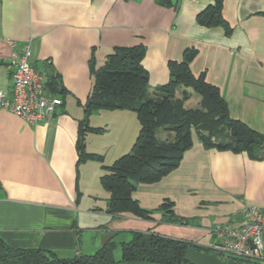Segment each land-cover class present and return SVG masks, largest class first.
<instances>
[{
    "label": "crops",
    "instance_id": "crops-1",
    "mask_svg": "<svg viewBox=\"0 0 264 264\" xmlns=\"http://www.w3.org/2000/svg\"><path fill=\"white\" fill-rule=\"evenodd\" d=\"M171 2L0 0V91L10 90L14 55L26 44L44 83L56 75L63 89L57 94L61 105L46 122L31 125L0 107V238L6 244L73 257L92 254L111 239L119 260L121 243L135 232L209 247L216 225L239 219L247 205L264 209V157L207 149L194 135L177 168L132 192L145 209L170 200L174 215L189 219L187 224L161 221L159 214L143 219L106 213L101 163L78 162L79 120L93 81L89 60L93 56L98 65L119 46L144 45L151 89L168 81L169 61L195 47L191 72L203 71L206 81L218 87L230 117L264 133V0H223L229 36L222 27L196 21L212 0ZM102 112L96 116L103 114V127L89 116V125L102 129L87 132L85 149L102 154V164L109 165L130 150L139 126L132 111Z\"/></svg>",
    "mask_w": 264,
    "mask_h": 264
},
{
    "label": "trees",
    "instance_id": "trees-1",
    "mask_svg": "<svg viewBox=\"0 0 264 264\" xmlns=\"http://www.w3.org/2000/svg\"><path fill=\"white\" fill-rule=\"evenodd\" d=\"M222 8L223 0H212L196 14L197 23L222 27L229 36L232 28L223 17ZM196 54L195 47H186L179 60L168 62V81L153 89L143 66L144 45L114 47L99 66L91 56L89 69L93 81L84 103L85 116L79 120L76 150L78 162L97 161L104 169L99 181L108 192L106 213L143 219H154L159 214L161 221L187 224L189 219L174 215L170 200L165 199L156 209H145L132 197V192L138 184L156 182L177 168L184 152L193 144V135L207 149L245 152L254 160L264 157V133L230 117L218 87L206 81L203 71L198 75L191 72L190 63ZM45 88L53 96L63 91L58 89L56 75L45 82ZM188 89L199 97L196 108L185 106L190 97ZM116 109L135 114L138 132L128 152L104 165L102 154L85 149L87 132L102 129L90 126L89 116L96 110ZM115 246L109 239L92 254L59 257L49 250L12 247L0 238V264H190L183 259L187 248L210 252L198 243L150 231L135 232L129 241L122 242L119 260L113 257Z\"/></svg>",
    "mask_w": 264,
    "mask_h": 264
},
{
    "label": "built area",
    "instance_id": "built-area-1",
    "mask_svg": "<svg viewBox=\"0 0 264 264\" xmlns=\"http://www.w3.org/2000/svg\"><path fill=\"white\" fill-rule=\"evenodd\" d=\"M8 43L12 44V40L8 39ZM30 55L28 44L14 55L12 85L9 91H0V107L34 125L49 121L62 101L47 95L44 77L33 68ZM213 233L215 237L208 248L221 259L264 264V209L247 205L239 219L216 225Z\"/></svg>",
    "mask_w": 264,
    "mask_h": 264
},
{
    "label": "water",
    "instance_id": "water-1",
    "mask_svg": "<svg viewBox=\"0 0 264 264\" xmlns=\"http://www.w3.org/2000/svg\"><path fill=\"white\" fill-rule=\"evenodd\" d=\"M183 259L190 264H253L232 258L223 260L213 252H204L194 248H187L186 251L184 252ZM115 264H149V263L125 262V263H115Z\"/></svg>",
    "mask_w": 264,
    "mask_h": 264
},
{
    "label": "rangeland",
    "instance_id": "rangeland-1",
    "mask_svg": "<svg viewBox=\"0 0 264 264\" xmlns=\"http://www.w3.org/2000/svg\"><path fill=\"white\" fill-rule=\"evenodd\" d=\"M100 64H101V63H100ZM100 64H98L97 66H99ZM193 93H194V92H193ZM195 97H198L196 93H194V94L192 95V97H190V99L187 100V102H186V106L191 107V108H196V107H198V106H199V98H195ZM99 111H100V112H99ZM102 111H105V110H96V111H93L90 115H92V118H93L94 116H96V113H103ZM92 122H94V123H96L97 125H100V126L103 127V124H104V122H105L104 117H103V114H98V115L96 116V118H95L94 120H92ZM160 132H161V131L158 132V135H159V136L161 135ZM95 137L98 138V136H95ZM94 143H95V142H94ZM117 251H119V248H118V247H116V249H115V251H114V256H115V254L117 253ZM117 256H120V255L117 254Z\"/></svg>",
    "mask_w": 264,
    "mask_h": 264
}]
</instances>
